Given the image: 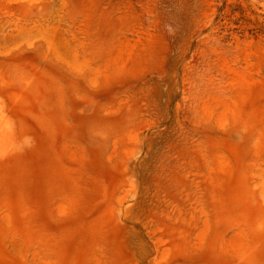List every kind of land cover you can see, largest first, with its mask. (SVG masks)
<instances>
[{
    "label": "rangeland",
    "instance_id": "1",
    "mask_svg": "<svg viewBox=\"0 0 264 264\" xmlns=\"http://www.w3.org/2000/svg\"><path fill=\"white\" fill-rule=\"evenodd\" d=\"M0 264H264V0H0Z\"/></svg>",
    "mask_w": 264,
    "mask_h": 264
}]
</instances>
